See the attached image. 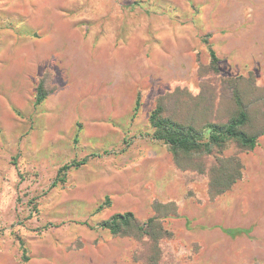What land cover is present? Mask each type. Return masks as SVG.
<instances>
[{
	"label": "rangeland",
	"instance_id": "obj_1",
	"mask_svg": "<svg viewBox=\"0 0 264 264\" xmlns=\"http://www.w3.org/2000/svg\"><path fill=\"white\" fill-rule=\"evenodd\" d=\"M263 93L264 0H0V264H53L61 242L118 251L110 264H264L245 212L264 189V135L254 150L228 144L242 177L212 197L214 158L181 170L150 121L159 105L199 127L239 103L258 115ZM223 196L241 228L217 218ZM126 213L157 219L155 239L101 226Z\"/></svg>",
	"mask_w": 264,
	"mask_h": 264
},
{
	"label": "trees",
	"instance_id": "obj_2",
	"mask_svg": "<svg viewBox=\"0 0 264 264\" xmlns=\"http://www.w3.org/2000/svg\"><path fill=\"white\" fill-rule=\"evenodd\" d=\"M211 56L217 63L218 57L213 49ZM46 97L44 87L40 86L37 103H42ZM259 102L261 110L258 115H254L245 104L239 103L240 111L227 122L206 123L203 127L197 126L194 120L187 123L176 121L167 116L164 107L159 105L150 116L155 130L153 137L170 147L175 163L181 170H190V164L199 158H214V163L207 169L209 193L212 197L220 196L229 192L242 177L240 159L237 156L224 157L228 144L233 141L240 151H250L257 147L260 138L264 135V93ZM139 106L140 99L136 108L138 109ZM110 205L107 199L101 209ZM156 210L158 212V206ZM156 220L140 225L132 213H126L113 216L101 226L109 229L115 236L138 237L144 234L155 239L152 233L158 226Z\"/></svg>",
	"mask_w": 264,
	"mask_h": 264
},
{
	"label": "crops",
	"instance_id": "obj_3",
	"mask_svg": "<svg viewBox=\"0 0 264 264\" xmlns=\"http://www.w3.org/2000/svg\"><path fill=\"white\" fill-rule=\"evenodd\" d=\"M264 178L263 176H260V178ZM238 189V188H236ZM253 193H256V199L259 201L257 205H255L254 209L250 208V205H245V212L248 213V218L251 217L253 219V225L256 228L255 229V235L261 240L264 241V189L254 190ZM239 201L238 199L232 198L231 196H223L220 201L221 210L220 213H218L217 218H221L222 222L221 224L224 226V228H241V205L234 202ZM233 202V205L231 204ZM253 211V212H252ZM252 212V213H251ZM216 217V216H215ZM217 223V222H215ZM246 226V225H244ZM223 236V235H222ZM206 236L207 239H211V243H215L217 240V236L213 235ZM225 243L232 245L233 247H236L240 249L241 247V235H239L237 238H234L233 236H223L222 237ZM198 242L197 240H195ZM62 245L54 246L55 250L51 252L48 251L51 256V259L53 260V264H110L113 259H117L119 257L118 251H110V250H97V251H86L83 249L80 250H68L63 245L64 242H61ZM58 247V248H56ZM214 251V250H213ZM223 252V251H222ZM209 257H213V259H217V254L214 252H211V255L208 254ZM48 257L47 259H49ZM48 263H50L47 260Z\"/></svg>",
	"mask_w": 264,
	"mask_h": 264
}]
</instances>
